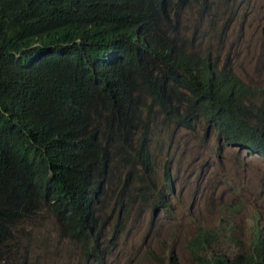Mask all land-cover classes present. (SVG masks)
Listing matches in <instances>:
<instances>
[{"label":"trees","instance_id":"trees-1","mask_svg":"<svg viewBox=\"0 0 264 264\" xmlns=\"http://www.w3.org/2000/svg\"><path fill=\"white\" fill-rule=\"evenodd\" d=\"M199 1L203 10L210 3L0 0V262L24 264L10 246L13 230L42 204L61 238L104 258L98 204L114 178L117 213L124 198L132 204L152 192L164 208L149 151L154 111L187 129L201 119L220 140L264 158V88L228 63L219 68L217 56L183 35L182 14ZM216 238L199 229L189 264L238 263L239 255H209ZM257 245L248 264L264 262V238Z\"/></svg>","mask_w":264,"mask_h":264},{"label":"rangeland","instance_id":"rangeland-1","mask_svg":"<svg viewBox=\"0 0 264 264\" xmlns=\"http://www.w3.org/2000/svg\"><path fill=\"white\" fill-rule=\"evenodd\" d=\"M200 5L184 10L183 35L200 52L217 56L219 68L228 63L242 81L264 88V0H210L204 10ZM148 136L154 182L166 190V207L151 205L155 192L132 204L124 198L117 213L121 185L114 178L112 192L102 194L98 204L99 217L107 220L102 262L86 258L76 241L61 238L47 208L16 233L27 264H189L187 243L199 227L216 230L217 249L247 260L256 248L257 228L264 234V158L222 142L201 119L186 129L154 111ZM118 222L119 235L112 237Z\"/></svg>","mask_w":264,"mask_h":264},{"label":"clouds","instance_id":"clouds-1","mask_svg":"<svg viewBox=\"0 0 264 264\" xmlns=\"http://www.w3.org/2000/svg\"><path fill=\"white\" fill-rule=\"evenodd\" d=\"M181 29H182V19H181ZM213 57V56H212ZM214 58V57H213ZM230 66V65H229ZM234 73V72H233ZM235 74V73H234ZM236 75V74H235ZM237 76V75H236ZM238 77V76H237ZM239 78V77H238ZM179 127V126H178ZM184 128V127H183ZM187 129V128H186ZM219 139V138H218ZM220 140V139H219ZM222 141V140H221ZM222 142H224V141H222ZM225 143V142H224ZM227 144V143H226ZM228 145H230V146H234V147H237L238 149H240V150H245L247 153H252V154H256V155H258V156H260L259 154H257V153H254V152H250V151H248L247 149H244V148H242L241 146H239V145H237V144H228ZM261 157V156H260ZM263 158V157H262ZM169 172V171H168ZM169 184H170V182H169ZM171 188V187H170ZM165 192H166V190H164ZM155 192H152V193H150V195L151 194H154ZM166 194V193H165ZM167 195V194H166ZM165 202H166V200H165ZM151 205L152 206H156L157 205V203L154 201V202H151ZM159 207V206H158ZM166 207V206H165ZM164 207V208H165ZM48 208V206L47 205H44V204H42L30 217H32L34 214H36L38 211H41V210H43V209H47ZM156 208V207H155ZM162 208V207H161ZM50 211V210H49ZM51 212V211H50ZM53 215V214H52ZM259 215V217L260 218H262L263 217V215L261 214V213H259L258 214ZM30 217H28V218H26V219H24V220H22L17 226H16V228L13 230V239L11 240V242H10V246H11V248H14L16 251H17V254H18V256L20 257V261L22 260H24V264H27V255H26V250H21V247L18 245V243H17V239H16V233H17V231H18V229H20V227L22 226V224L24 223V221L25 220H27V219H29ZM54 217V216H53ZM58 225V224H57ZM199 229H206V228H204V227H199L198 229H197V231L199 230ZM206 230H210V231H212V232H214L216 235H217V237H218V234H217V232H216V230L215 229H206ZM197 231H196V233H197ZM58 233H59V228H58ZM195 233V234H196ZM194 234V235H195ZM193 235V236H194ZM192 236V237H193ZM260 237H262V238H264V234L262 233V229H260L259 227L257 228V231H256V238H255V241H256V248L254 249V251L249 255V256H247V258H250L251 257V255H253V254H255L256 253V251H257V248H258V245H257V242H258V239L260 238ZM63 239H66V238H63ZM216 241H217V238H216V240H215V242H213V246H210V248H209V255L211 256V255H225L230 261H233V260H235L236 259V256L237 255H239V261H238V263L237 262H235L236 264H248V262H249V260L250 259H247L246 261H243L244 263H241L242 262V255L241 254H237V255H235L234 253H231V254H229V253H227V252H225V251H222V250H219V249H217V245H216ZM188 244V243H187ZM188 249V248H187ZM157 255V254H156ZM86 258H88L86 255H84ZM158 256V255H157ZM160 257V256H159ZM161 258V257H160ZM89 259V258H88ZM103 259L104 258H101L100 260H98L99 262H102L103 261ZM191 260H192V258H191ZM0 264H3V261H1L0 262ZM173 264H175V263H173ZM250 264H264V262H262L260 259H259V257H257L256 259H254V261H252V263H250Z\"/></svg>","mask_w":264,"mask_h":264}]
</instances>
